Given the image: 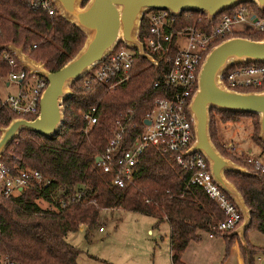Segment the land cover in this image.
<instances>
[{
	"label": "trees",
	"instance_id": "1",
	"mask_svg": "<svg viewBox=\"0 0 264 264\" xmlns=\"http://www.w3.org/2000/svg\"><path fill=\"white\" fill-rule=\"evenodd\" d=\"M85 2L80 0L79 5ZM240 6L250 8L257 16H264V9L259 10L248 0L224 9L211 20H207L203 12H181L175 19L176 26L192 25L208 32L220 14ZM257 34L244 37L258 40L260 35L264 36ZM148 36V24L142 17L137 27V39L144 44ZM84 39V33L58 12L48 15L45 11L32 9L29 0H0V78L9 70L3 53L14 58L10 47H19L45 70L55 71L78 51ZM120 45L124 44L118 40L115 46ZM130 48L134 56L126 81L113 90H106L101 84L85 83L82 77L72 81L68 85L70 94L61 102L63 121L54 135L45 138L20 129L3 149L0 160L12 171L19 167L36 171L49 179V190H64L70 194L81 191V198L62 210H49L33 200L40 198L50 206L53 204L51 196L32 187L6 199L0 197V252L17 264H77L78 251L65 241L64 236L83 225L88 228L97 225L100 208H120L167 223L170 264H183L181 253L188 242H199L202 232L222 239L223 258L230 253L235 240L242 264H255L256 256L264 253V245L251 244L246 235L254 231L264 236V173L253 163L255 158L236 156L216 141V122L215 127L212 126L211 118L209 140L220 155L247 172H223L248 210L243 243L231 232L216 229L222 214L197 186L187 184V173L169 157L161 156L153 149L144 150L135 165L133 186L120 189L112 188L108 177L95 167L94 158L113 130L114 121L125 126L124 146H127L140 132V120L150 110L153 99L164 95L163 86L153 87V82L168 69L165 55L152 56L156 61L153 64L139 57L134 47ZM173 52L171 47L166 56ZM19 69L21 66L16 62L14 70ZM91 106H96V122L84 135L80 132L83 125L80 114ZM212 111L221 122H232L239 116H257L209 108V114ZM13 116L6 106H0V128L5 127ZM256 125L255 122L251 139L264 153V142L254 132ZM240 222L241 216L238 224Z\"/></svg>",
	"mask_w": 264,
	"mask_h": 264
},
{
	"label": "built area",
	"instance_id": "2",
	"mask_svg": "<svg viewBox=\"0 0 264 264\" xmlns=\"http://www.w3.org/2000/svg\"><path fill=\"white\" fill-rule=\"evenodd\" d=\"M29 6L45 11L48 15L59 13L52 0H29ZM178 16L166 10L143 9L140 19L143 17L147 21L149 36L144 44L141 43L142 50L150 57V63L156 64L152 56L161 54L165 55L168 63V69L153 82V87L163 86L164 95L153 99L150 110L140 120V132L134 139H130L127 146H124L125 126L115 120L114 128L97 154L98 160L94 164L108 177L112 188L133 186L139 156L144 150L153 149L159 155L169 157L185 171L187 184L197 186L216 205L222 214V218L216 223V229L232 232L240 224L241 213L238 207L212 178L205 156L198 151L187 152L194 142L193 119L187 106L196 89L197 72L207 51L235 34H264V16H257L250 8L240 6L231 12L220 14L208 32L192 25L178 28L175 20ZM179 36L183 37L181 45L177 39ZM115 44L81 76L85 83L101 84L106 90H113L128 79L134 51L130 48L132 46L124 43L120 46ZM171 47L174 52L167 57ZM10 49L12 51V47ZM13 56L14 58L3 53L2 58L9 68L5 74L6 80L15 84L16 90L13 94L0 98V106H6L14 114L11 119L32 120L38 114L39 97L46 86V80L38 73H30L20 65L14 54ZM16 62L21 66L17 71L14 70ZM217 81L230 91H260L264 89V64L232 63L218 73ZM80 115L83 122L80 132L86 135L96 122V106L89 107ZM144 120L148 122L144 123ZM253 163L264 173V164L258 160ZM26 187L50 195L53 204L45 207L49 210H62L67 204L81 198V191L70 194L64 190H49V179L40 173L22 167L12 171L11 167L0 160V197L9 198ZM109 209L111 208H100L99 215ZM101 230L102 227L98 225L97 231ZM256 261H259V257H256ZM0 264L17 263L0 252Z\"/></svg>",
	"mask_w": 264,
	"mask_h": 264
},
{
	"label": "water",
	"instance_id": "3",
	"mask_svg": "<svg viewBox=\"0 0 264 264\" xmlns=\"http://www.w3.org/2000/svg\"><path fill=\"white\" fill-rule=\"evenodd\" d=\"M60 15L79 28L85 35L82 46L55 71L45 70L12 47V53L21 66L29 72L43 76L46 86L38 102V114L32 120L11 119L1 128L0 154L20 129H26L42 137L54 135L63 121L61 102L69 94L68 85L81 76L119 39L135 48L139 57L151 61L143 52L136 37L143 9L166 10L173 15L181 12H203L207 20L234 5L248 0H52ZM259 10L264 9V0H251ZM263 62L264 38L250 39L239 36L226 38L212 46L204 55L196 78V89L187 110L193 119L194 142L187 152H201L208 161L212 178L235 202L241 213V222L234 230L239 236L248 225V210L240 194L223 175L225 170L247 173L246 170L221 156L209 140L208 110L253 113L258 117V137L264 141V89L260 91L236 92L224 89L217 81L218 73L232 63ZM144 120V123H147ZM98 157L94 158L97 161Z\"/></svg>",
	"mask_w": 264,
	"mask_h": 264
},
{
	"label": "rangeland",
	"instance_id": "4",
	"mask_svg": "<svg viewBox=\"0 0 264 264\" xmlns=\"http://www.w3.org/2000/svg\"><path fill=\"white\" fill-rule=\"evenodd\" d=\"M246 35L259 34L253 32L235 34L234 36L244 37ZM263 38L264 36L260 35V39ZM177 39L181 45L183 37L179 36ZM24 55L30 58L27 54L24 53ZM5 80L6 76L0 78V98L13 94L16 90V85L13 83L5 86ZM241 117H237L232 122H221L219 121L220 117L215 111L210 112V114L208 112V122L209 118H211V125L214 127L216 122V141L219 144L227 148V145L224 143H231L236 148V151L244 152V154L237 153L235 149L231 148V153H234L236 156L256 158L259 156V152H257L255 145L249 140L250 124L247 120L240 119ZM249 120L253 124L257 123V128L254 132H257L258 136V117L251 116ZM220 124L224 125L219 126ZM33 201L40 207L44 208L47 206L40 198ZM97 222V225L91 228L83 225L64 236L65 241L78 251L77 264H170L168 246L169 228L166 222H157V219L153 216L120 208H112L101 213L98 216ZM98 225L102 227L101 231H97ZM255 234L259 235L257 237H262L256 232ZM259 239V243L264 244V239ZM209 254L207 253V255ZM212 256L214 257V254ZM255 264H264L263 254L260 261H255Z\"/></svg>",
	"mask_w": 264,
	"mask_h": 264
},
{
	"label": "crops",
	"instance_id": "5",
	"mask_svg": "<svg viewBox=\"0 0 264 264\" xmlns=\"http://www.w3.org/2000/svg\"><path fill=\"white\" fill-rule=\"evenodd\" d=\"M9 82L5 80L4 85L7 86ZM250 117L242 116L240 119H245L250 124V134H249V140L252 142L251 139V133L253 129V123L251 120H249ZM230 123V122H229ZM226 123V124H229ZM225 124V123H224ZM224 124H220L219 126H223ZM219 128V127H218ZM221 139V138H220ZM224 143V142H223ZM253 143V142H252ZM227 145V149L230 150L231 148L236 151V148L230 143H224ZM254 144V143H253ZM255 145V144H254ZM257 152H259V156L256 157L258 161H260L262 164H264V153L260 151V149L255 145ZM237 153H243L244 152H238ZM263 157V159H261ZM245 230V229H244ZM244 232V231H243ZM234 234L238 240L242 241V235L239 236L235 231L231 232ZM257 233V232H256ZM204 236H203V235ZM259 234V233H258ZM259 235H256L254 231L247 232L246 238L251 244L262 246L264 244L259 243V240H263L264 236L260 234L262 237H257ZM211 251V252H210ZM207 253H210L207 255ZM214 254V257L212 256ZM262 254H258L256 257H259V261L261 259ZM212 256V257H211ZM264 257V253H263ZM180 260L183 264H242L241 258L239 256L236 242L232 243L230 247V253L223 258V241L219 237H214L206 233H201L199 242H188L186 247L184 248L183 252L180 255ZM212 261V262H211ZM217 261V262H216Z\"/></svg>",
	"mask_w": 264,
	"mask_h": 264
}]
</instances>
